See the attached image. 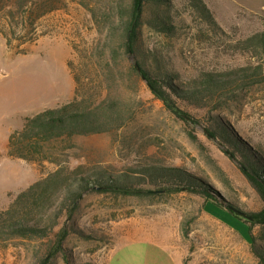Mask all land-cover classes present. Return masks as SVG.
Here are the masks:
<instances>
[{"label":"rangeland","instance_id":"rangeland-1","mask_svg":"<svg viewBox=\"0 0 264 264\" xmlns=\"http://www.w3.org/2000/svg\"><path fill=\"white\" fill-rule=\"evenodd\" d=\"M203 1L228 38L194 13L188 0H174L181 13L176 33L166 36L145 28L140 40L182 82L245 65L247 58L230 43L264 30V0ZM131 4L0 0V30L12 41L9 48L0 33V212L59 165L113 173L147 165L180 168L200 178L214 199L245 219L264 209V196L239 164L252 154L264 163V85L227 100L224 112L177 100L196 122L184 121L137 80L131 70L134 57L127 55L120 33L111 31L118 13L125 16ZM31 39L37 40L26 42ZM74 74L81 79V98L113 95L128 105L132 120L111 133L54 141L43 155L34 156L35 163L11 158L10 138L28 118L74 100ZM156 190L148 197L87 193L74 221L66 216L50 239L0 242V264H40L55 247V234L66 225L72 232L73 223L94 238L72 232L65 250L49 264H262L251 238L264 253V226H253V237H247L246 230L209 212L213 200L202 189Z\"/></svg>","mask_w":264,"mask_h":264},{"label":"trees","instance_id":"trees-1","mask_svg":"<svg viewBox=\"0 0 264 264\" xmlns=\"http://www.w3.org/2000/svg\"><path fill=\"white\" fill-rule=\"evenodd\" d=\"M188 1L192 11L212 30L217 29L222 36L228 38L227 32L220 27L203 0ZM125 12V16L123 11L118 13L116 22L110 28L112 33H120L127 55L134 57V64L131 66L133 74L137 80L144 81L153 95L184 121L196 122L190 114L181 110L177 100L200 109L214 108L218 112H224L228 108L227 100H234L236 94L246 89L264 85V30L230 43L247 58L245 65L228 71L202 73L188 82H182L178 73L162 65L159 53L145 50L140 45L145 28L166 36L176 33L181 13L174 0H132L130 10ZM0 33L11 48L9 36L5 31L0 30ZM36 40L26 42L33 43ZM74 81L78 88L73 101L28 118L23 130L11 136L8 153L11 158L35 163L37 160L34 156L43 155L45 146L54 141L111 133L125 127L132 120V117H127L128 105L119 98L109 94L101 95L95 101L81 98V79L74 74ZM225 128L228 130L226 125ZM208 132L211 137L217 138L213 130L208 129ZM231 156L236 158L233 153ZM239 164L242 173L264 196L263 161L252 154ZM207 186L197 176L173 167L147 165L113 173L102 167L87 169L80 166L71 169L59 165L56 171L32 184L17 195L7 210L0 212V242L50 239L66 216L71 223L74 221L81 201L90 192L148 197L157 193L156 189H163L162 192H192L198 188L213 200L207 205L209 212L241 232L246 230L247 237H253V226H264V209L251 213L245 219L236 212V208L225 207L214 199ZM244 222L251 227L247 229ZM71 230L86 240L94 238L81 231L74 223L71 224ZM72 232L66 225L56 233L55 247L40 260V264H49L65 250ZM261 238L264 239V232ZM251 239L254 253L264 264L263 250L257 246L255 237Z\"/></svg>","mask_w":264,"mask_h":264}]
</instances>
